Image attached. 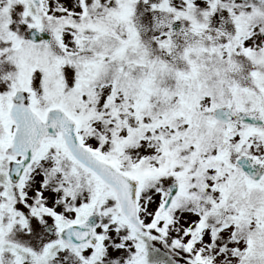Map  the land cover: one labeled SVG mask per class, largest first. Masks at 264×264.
Returning <instances> with one entry per match:
<instances>
[{
	"label": "snow or ice",
	"instance_id": "6c2138e0",
	"mask_svg": "<svg viewBox=\"0 0 264 264\" xmlns=\"http://www.w3.org/2000/svg\"><path fill=\"white\" fill-rule=\"evenodd\" d=\"M0 264H264V0H0Z\"/></svg>",
	"mask_w": 264,
	"mask_h": 264
}]
</instances>
